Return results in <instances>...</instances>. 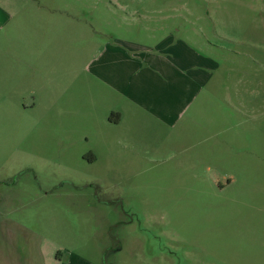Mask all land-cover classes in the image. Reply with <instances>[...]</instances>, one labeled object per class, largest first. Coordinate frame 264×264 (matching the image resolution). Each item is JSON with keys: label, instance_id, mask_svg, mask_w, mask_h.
I'll return each mask as SVG.
<instances>
[{"label": "rangeland", "instance_id": "374dc122", "mask_svg": "<svg viewBox=\"0 0 264 264\" xmlns=\"http://www.w3.org/2000/svg\"><path fill=\"white\" fill-rule=\"evenodd\" d=\"M12 1L46 23L15 45L47 38L41 74L0 77V236L19 263L41 247L83 264H264V0Z\"/></svg>", "mask_w": 264, "mask_h": 264}, {"label": "crops", "instance_id": "0c3cea01", "mask_svg": "<svg viewBox=\"0 0 264 264\" xmlns=\"http://www.w3.org/2000/svg\"><path fill=\"white\" fill-rule=\"evenodd\" d=\"M25 1H12V0H0V77L5 74V78L3 79V84L5 88V82H9L12 80L16 74H18V70L23 69L31 73L41 74V71L44 66L41 63L35 64L31 62L35 56L38 57V61L41 56V61H44L45 56V45L41 42L47 41V38L40 37L38 38L35 44V47H31V39H27V41L22 38L21 45H15L16 34H18V30L21 33V37L24 35V32L28 31L29 29H24L22 25L24 23L30 24L32 23L31 20L36 17L37 18V25L34 27L36 29H45L43 24H46L43 20L42 13L38 12V8H33L32 4L23 3ZM38 5L41 6L40 3ZM32 7V8H31ZM35 12V13H34ZM18 23V25H17ZM21 29V30H20ZM23 29V30H22ZM59 38L54 37L51 38V43L57 47L55 44H61ZM42 44V48H41ZM49 51V50H48ZM141 52V53H140ZM145 54V55H144ZM105 56L107 59H111L112 61H118L120 59H125L128 61H132L134 59L142 58L145 61L146 68H143L147 71L154 69H159V64L161 68H165L167 72H170L173 68L171 62L168 61V57L164 55V53L160 52L158 54H149L145 50L137 51L136 53L128 56V53L124 48L119 47L116 51L115 49H111L110 47L108 50L105 51ZM131 57L130 59L127 58ZM168 65V68L166 67ZM15 66V73L14 75L10 74L9 69ZM7 68L8 71H4ZM170 68V69H169ZM160 70V69H159ZM23 75H27L25 73ZM130 72V71H129ZM37 76V75H36ZM114 90V94H117L119 98L125 97L127 102L131 103L130 101V94L125 91V87H117ZM128 89V88H127ZM30 92V95H34L33 89H29L27 93ZM116 96V97H117ZM127 98H130L129 100ZM33 104V101H31ZM125 103L117 102L113 108H110L109 114L107 117L113 116L115 123L109 122L110 124H118L124 118V111L128 112V108L124 107ZM126 108V109H124ZM108 120V119H107ZM13 240L11 239H4L0 236V264H33L30 260L29 261H22L19 263L17 260V253L18 250L13 249ZM48 249L42 250L40 247V252L38 253V264H83L87 262V260L83 259L79 254L75 251H71V249L64 250V254L62 251L56 249ZM84 260V262H82ZM36 264V263H35Z\"/></svg>", "mask_w": 264, "mask_h": 264}, {"label": "trees", "instance_id": "16d2710c", "mask_svg": "<svg viewBox=\"0 0 264 264\" xmlns=\"http://www.w3.org/2000/svg\"><path fill=\"white\" fill-rule=\"evenodd\" d=\"M109 121H110V122H113V123H115V122H116V120H114L113 116H112V117H110Z\"/></svg>", "mask_w": 264, "mask_h": 264}]
</instances>
